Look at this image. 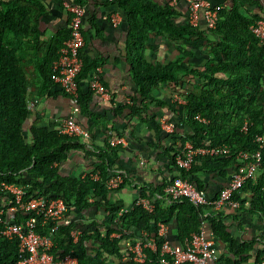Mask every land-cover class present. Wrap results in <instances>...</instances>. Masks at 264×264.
Masks as SVG:
<instances>
[{"label":"trees","instance_id":"1","mask_svg":"<svg viewBox=\"0 0 264 264\" xmlns=\"http://www.w3.org/2000/svg\"><path fill=\"white\" fill-rule=\"evenodd\" d=\"M117 1L118 6L128 15L132 40L130 46L133 49L136 47L130 61L135 72L134 83L143 101L139 102L136 97H132L129 103L120 105L115 113L122 114L127 109L131 119L135 118L137 122L146 124L155 135L165 133L175 147L166 148L163 153L176 173L171 179H164L160 185L147 184L145 189L138 190L140 197L148 198L154 204L152 212L133 203L122 214L119 211L123 204L110 201L109 190L105 186L111 171L118 170L115 161L119 145L111 146L107 140L104 147L99 149L101 153L97 155L98 162L92 170L98 171V179L91 178L88 173L85 176L63 174L60 165L69 151L85 147L75 137L62 134L58 129L26 126L30 114L26 71L17 49L8 38L10 35L14 38L30 37L36 30L27 28L31 25L30 12L25 10L27 8L21 1L11 3L10 7H7V3H0V209L5 210V214L6 208L14 204L12 195L3 189V184L23 187L26 197L42 194L49 198H61L67 206L66 215L72 218V222L58 227L51 235L49 221L43 222L38 217L35 227L39 234L52 237L51 253L55 259L70 254L77 258L78 264H153L162 259L159 257V250L168 238L167 235L158 234V223L175 224L176 238L180 244L190 238L192 233L199 232L203 223H206L212 235L226 245L231 256L221 257L217 264H240L255 251L254 242L238 243L231 236L224 224L222 208L197 206L185 198L163 205L161 199L165 198V186L175 177L187 179L204 191L202 175H216L227 182L229 171L232 172L238 164L236 153L245 151L251 155L257 151L255 136L264 134V44L250 30L257 18L249 19L234 4L231 8L219 11L214 29H202L199 25H191L188 19L179 26L167 16L161 20L160 14L151 15L154 18V22H151L149 18L143 19L137 3ZM75 4L83 5L80 0ZM141 4L139 5L142 6ZM166 9L169 10L168 14L172 13L169 7ZM147 30L186 43L191 42L192 38H203L208 44V59L202 66L181 59L165 66L145 62L140 47ZM210 36L215 38L214 42H211ZM68 37L69 30L68 36L61 39ZM180 52L187 59L193 56L187 49H181ZM53 54L48 60L49 66L43 67L44 77L50 78L52 61L57 57ZM93 71V66L83 61L82 70L77 76L78 87L80 79L88 77ZM182 73L190 78L183 80ZM162 83L173 86V92L185 101L183 104L169 105L170 117L165 119L173 121L172 133L164 132L159 120L149 116L144 101L151 98L150 89ZM92 93L90 90L84 93L79 87L77 104L79 111L99 120L89 110ZM130 120L127 123L124 121L125 130L112 127L114 132L110 134L111 137L132 136L133 130L128 125ZM245 120L249 122V126L243 132L241 126ZM187 141L194 148L218 145L228 147L230 152L218 156L195 155L191 166L182 169L175 164L174 153ZM261 154L256 177L247 179L233 193V198L240 201V206L236 208L239 209L245 203L241 198L242 192L248 191L251 194L249 211L264 216V148L261 149ZM95 206L101 208L104 219H94L87 223L80 221ZM29 216L28 211L18 210L14 220L24 222ZM76 228L80 230V234L73 241L70 232ZM144 231L148 234L145 239H155L157 249H144L146 258L143 262H137L122 244L125 239L138 237ZM114 233L119 234V237H114ZM134 243L135 241L131 242ZM254 255L256 264L264 256V248L256 250ZM110 257L113 263L109 262ZM19 258L18 240L7 239L0 233V264H17ZM164 259L166 264H171L168 255Z\"/></svg>","mask_w":264,"mask_h":264},{"label":"crops","instance_id":"2","mask_svg":"<svg viewBox=\"0 0 264 264\" xmlns=\"http://www.w3.org/2000/svg\"><path fill=\"white\" fill-rule=\"evenodd\" d=\"M18 1H21L27 8L25 10L30 12L29 24L31 25L27 28L36 30L30 37L14 38L10 35L8 38L12 46L17 49L20 62L26 71L27 105L30 109L26 126L58 129L60 122L73 110L74 104L58 84L48 76H43V67L49 66L48 60L54 56L53 53L57 55L59 48L66 40L61 38L68 36L70 14L64 4H75L78 0H0V3H7V7H10L11 3ZM80 1L83 4L81 6H84L86 10L82 21L84 46L80 50V55L82 61L93 66L94 71L88 77L80 79L79 87L84 93L88 92V81L95 74L108 89L110 98L104 99L92 93L89 110L93 115L98 116L99 120H94L79 110L74 114L76 121L89 131L90 136L87 139L75 137L77 142L85 148L79 147L69 151L67 158L60 165V171L66 175L76 176L83 175L85 172L89 173L94 169L98 162L97 155L101 153L99 149L104 147L114 132L112 127L125 130L124 121L127 123L131 119L128 116V110L125 109L122 114H116V109L120 105L129 103L132 97H136L139 102L143 101L133 78L135 72L130 60L136 52V47L133 49L130 46L131 28L127 13L118 6L117 0ZM208 1L211 5L221 6L222 9L231 8L235 4L249 19L264 17V0ZM126 2L137 3L143 19L149 18L151 22H154L151 15L157 14H160L161 20L167 16L178 26L185 24L188 19V8L184 0H127ZM166 7H169L172 13L168 14L169 10ZM113 18H116V22H113ZM199 26L206 29L203 19H200ZM144 35L140 49L145 62L165 66L181 59L202 66L208 59L206 53L208 44L203 38H192L191 42L186 43L171 40L166 35H159L153 30H147ZM209 39L211 42L215 40L213 36ZM181 49L190 50L193 56L185 58L180 52ZM181 75L183 80L190 78L184 73ZM173 89L174 87L168 83H162L150 89L151 98L144 100L149 116L155 117L156 120L170 117L169 105L178 104V101L174 100V95L177 93L173 92ZM130 121L128 125L133 130V134L129 138L123 135L127 138V143L119 145L115 161L118 170L113 169L114 172H121L125 180L117 190L108 193L110 201L121 202L125 209L131 208L139 196V189H145L147 184L160 185L164 179L169 180L176 173L163 153L166 148L175 147L169 137L165 136V133L155 135L146 124L137 122L135 118ZM230 175L231 171L228 173L229 177ZM202 180L205 191L210 197L218 195L227 183L216 175H202ZM242 193L241 198L245 202L243 207L221 209L224 224L238 243L253 241L254 250H261L264 248V216L258 212L249 211L251 194L248 191ZM161 202L163 205L169 204L164 197ZM94 219L98 221L104 219L100 207H92L85 214V219L80 221L87 223ZM166 226L167 240L170 244L180 245L176 238L175 224L170 223ZM205 236L213 242V255L209 259V264H217L221 257H231L226 245L212 235L207 224ZM138 237H129L122 245L126 247L127 244L136 242ZM255 251L240 264H254ZM109 262L113 263L111 257Z\"/></svg>","mask_w":264,"mask_h":264},{"label":"built area","instance_id":"3","mask_svg":"<svg viewBox=\"0 0 264 264\" xmlns=\"http://www.w3.org/2000/svg\"><path fill=\"white\" fill-rule=\"evenodd\" d=\"M175 1V0H173ZM188 8V21L193 26H198L200 19L204 20L208 29H214L218 20L219 11L222 9L219 5H211L208 0H184ZM65 8L70 14L69 37L59 48L57 57L52 61L50 79L58 84L62 91L71 98L74 108L58 125V131L70 137H79L87 139L90 134L81 124H79L74 114L79 110L78 83L77 76L82 70L83 61L80 50L84 46V36L82 32V21L85 16V7L73 3H65ZM116 17V16H115ZM116 22V18H113ZM251 32L258 38L261 44H264V17L258 18L250 26ZM88 88L94 94L108 99L110 93L105 85L94 74L88 81ZM174 100L178 104L185 101L174 95ZM204 121V120H203ZM161 129L166 133L174 131V123L165 118L159 119ZM249 122L245 120L241 130L246 132ZM264 126V119H263ZM255 142L258 144L257 151L251 155L245 151H238L236 168L231 172L226 185L219 191L217 197H210L204 190L198 189L187 179L175 177L164 188L165 198L168 203L177 199L185 198L197 206L211 205L216 209L231 208L236 209L240 206V201L233 198V193L237 191L247 179L256 177L259 164L262 159L261 149L264 148V134H257ZM108 142L111 146L126 145L125 136L110 137ZM226 146H211L194 148L189 141L185 142L174 153V162L177 167L188 169L195 155L218 156L229 153ZM91 178L98 179V171L88 173ZM86 172L82 175L85 176ZM123 182L122 173L115 171L107 178L105 186L109 191L117 190ZM3 189L13 197V205L5 210L0 209V233L7 239H17L20 258L17 264H78L77 258L67 254L61 258L55 259L51 248L53 240L50 236L58 227L69 225L72 218L66 215L67 206L61 198H49L42 194H32L25 196V190L16 184H3ZM135 205H140L148 212H152L154 204L148 199L138 196ZM18 210L28 211L30 216L24 222H16L14 215ZM128 209L122 208L119 214ZM42 221H49L51 227L50 235H41L36 232L35 227L37 218ZM205 225H202L199 232L192 233L190 238L185 239L183 244L173 245L168 240L162 243L159 250V257L162 258L153 264H166L165 256H169L171 264H209V259L213 255V242L205 236ZM158 234L164 236L167 233V226L164 223H158ZM79 229H72L70 232L73 241L78 239ZM147 232H141L138 240L134 244H127L126 249L132 253V259L137 262H143L146 258L144 249L155 251L157 249L156 241L153 237H146ZM114 237L119 234L114 233ZM256 264H264V256Z\"/></svg>","mask_w":264,"mask_h":264}]
</instances>
